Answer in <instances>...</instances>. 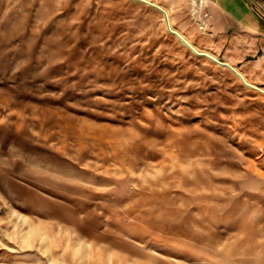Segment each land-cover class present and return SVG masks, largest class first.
<instances>
[{
    "label": "rangeland",
    "instance_id": "obj_1",
    "mask_svg": "<svg viewBox=\"0 0 264 264\" xmlns=\"http://www.w3.org/2000/svg\"><path fill=\"white\" fill-rule=\"evenodd\" d=\"M245 2L251 27L211 0H0V264H264Z\"/></svg>",
    "mask_w": 264,
    "mask_h": 264
},
{
    "label": "crops",
    "instance_id": "obj_2",
    "mask_svg": "<svg viewBox=\"0 0 264 264\" xmlns=\"http://www.w3.org/2000/svg\"><path fill=\"white\" fill-rule=\"evenodd\" d=\"M211 3H213L211 8V16L213 19H217L218 17H226L233 21L234 24L242 25L245 27H251L252 24V16L246 10L247 3L245 0H211ZM161 8V7H160ZM163 11H165L166 14H169L165 9L161 8ZM174 32H177V34L185 41L188 42V44L195 49L188 41L184 34L179 32V30L176 28V25H173ZM179 32V33H178ZM184 37V38H183ZM181 39V40H182Z\"/></svg>",
    "mask_w": 264,
    "mask_h": 264
},
{
    "label": "bare ground",
    "instance_id": "obj_3",
    "mask_svg": "<svg viewBox=\"0 0 264 264\" xmlns=\"http://www.w3.org/2000/svg\"><path fill=\"white\" fill-rule=\"evenodd\" d=\"M144 1V0H143ZM161 9V8H160ZM161 11V10H160ZM162 12V11H161ZM165 12V11H164ZM163 13V12H162ZM164 14V16L166 15V18L168 17V15L166 14V13H163ZM166 18H165V23H166V27H167V23H168V25H169V28L173 31L174 29H172L171 28V25H170V23H169V21L167 22L166 21ZM168 29V28H167ZM175 31V30H174ZM179 33V32H178ZM175 36H177L178 38H180V39H182L178 34H177V32H175V33H173ZM184 38V37H183ZM181 41H183L186 45H188L192 50H194L189 44H188V42H185L183 39L181 40ZM205 55V54H204ZM206 56H208V57H210V58H212V59H214V57L213 56H211V55H206ZM211 59V60H212ZM214 60H216V59H214ZM227 66H229V65H227ZM230 67V66H229ZM231 69L238 75V77L240 78V79H242V81H244V83L246 84V85H248V86H250V87H252V88H254V89H256L258 92H260V93H262V94H264V89H261V88H258V87H256V86H253V85H251V84H249V83H247L246 81H245V79L243 78V75L239 72V71H237L235 68H233L232 66H231Z\"/></svg>",
    "mask_w": 264,
    "mask_h": 264
},
{
    "label": "water",
    "instance_id": "obj_4",
    "mask_svg": "<svg viewBox=\"0 0 264 264\" xmlns=\"http://www.w3.org/2000/svg\"><path fill=\"white\" fill-rule=\"evenodd\" d=\"M154 6V5H153ZM157 9H159V10H161L163 13H165L162 9H160L159 7H156ZM165 18H166V15H165ZM166 20H167V18H166ZM167 28H168V30H169V32L170 33H175L174 31H172L170 28H169V25H168V23H167ZM218 63H220V62H218ZM220 64H223V63H220ZM225 65V64H224ZM227 66V65H226ZM229 68H231V67H229Z\"/></svg>",
    "mask_w": 264,
    "mask_h": 264
}]
</instances>
